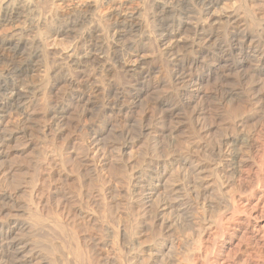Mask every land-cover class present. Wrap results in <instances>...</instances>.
<instances>
[{
    "label": "bare ground",
    "instance_id": "bare-ground-1",
    "mask_svg": "<svg viewBox=\"0 0 264 264\" xmlns=\"http://www.w3.org/2000/svg\"><path fill=\"white\" fill-rule=\"evenodd\" d=\"M77 1L0 0V264H264V0Z\"/></svg>",
    "mask_w": 264,
    "mask_h": 264
},
{
    "label": "rangeland",
    "instance_id": "rangeland-1",
    "mask_svg": "<svg viewBox=\"0 0 264 264\" xmlns=\"http://www.w3.org/2000/svg\"><path fill=\"white\" fill-rule=\"evenodd\" d=\"M55 1V5H56V8L59 10V11H64L65 9H68L69 7H72L74 6V4L76 2H78L77 0H54ZM117 2H121L124 4V6L126 7H129V8H137L139 7V3H138V0H116ZM236 0H233V1H224L222 2L219 7L215 10V13L218 15V14H222L224 13V11H228L233 5V3H235ZM102 12H106L105 10V6H103L101 8ZM103 13V14H104ZM27 17V18H26ZM19 21H16L14 24L12 25H4V26H0V39L2 38H5L7 36H9L10 34L14 33L15 31L19 32L20 30L23 31V38L26 39L28 38L29 36L33 35L35 33V30L31 27V17L30 16H25L24 18L23 17H20L18 18ZM56 28H58V25H55L52 27V30H56ZM43 31H48V30H43ZM49 32V31H48ZM54 39V37L51 38V40ZM70 39H63V38H57L55 40V46H58L59 48L63 49L65 47L68 46V43H69ZM23 63L22 60L20 61H16V64L15 66L17 65H21ZM42 70H39V71H35L33 73H30V75L28 76V79H33L34 81H39L41 79V75Z\"/></svg>",
    "mask_w": 264,
    "mask_h": 264
}]
</instances>
